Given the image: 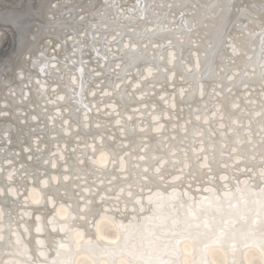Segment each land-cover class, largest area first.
Wrapping results in <instances>:
<instances>
[{
  "label": "bare ground",
  "instance_id": "1",
  "mask_svg": "<svg viewBox=\"0 0 264 264\" xmlns=\"http://www.w3.org/2000/svg\"><path fill=\"white\" fill-rule=\"evenodd\" d=\"M0 264H264V0H0Z\"/></svg>",
  "mask_w": 264,
  "mask_h": 264
}]
</instances>
